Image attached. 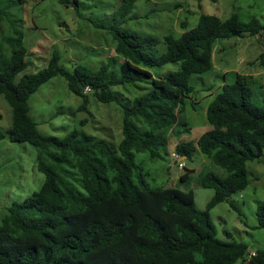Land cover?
Returning <instances> with one entry per match:
<instances>
[{
    "label": "trees",
    "instance_id": "1",
    "mask_svg": "<svg viewBox=\"0 0 264 264\" xmlns=\"http://www.w3.org/2000/svg\"><path fill=\"white\" fill-rule=\"evenodd\" d=\"M69 2L70 0H63ZM19 0H3L4 14ZM135 0H125L121 17L131 15ZM6 11V12H5ZM7 15V14H6ZM9 15V14H8ZM187 28V27H185ZM115 52L123 57L97 70L61 65L54 51L48 65L32 74L28 68L23 29L0 37V96L12 108V125L0 130V141L24 142L38 150L37 169L45 182L23 202L9 207L0 225V264H236L247 261L249 246L223 241L211 211L249 186L247 163L264 155V98L254 97L253 75L237 74L224 84L207 110L211 129L196 142L180 143L176 152L191 158L197 150L223 169L225 177L207 172L201 180L215 194L199 210L193 191L151 188L138 172L136 153L161 157L168 146L166 132L178 123L185 99L194 91L192 75L214 68L218 40L256 37L264 33L257 19L240 20L237 14L222 20L202 15L196 28L179 38L167 35L166 51L153 52L160 42L154 36L112 28ZM264 62V53L259 57ZM113 61V59H112ZM180 63L179 71L155 77L151 70ZM255 65L254 62L250 63ZM61 76L69 90L86 98L89 89L96 101L120 105L122 139L114 146L104 139L73 131L64 138L43 135L30 115L29 100L51 79ZM149 81L152 89L131 103H123L114 87ZM87 99L79 110L87 107ZM86 121H83L85 123ZM184 174L181 181H186ZM257 229H264V203L258 206ZM251 264H264L258 251Z\"/></svg>",
    "mask_w": 264,
    "mask_h": 264
},
{
    "label": "rangeland",
    "instance_id": "2",
    "mask_svg": "<svg viewBox=\"0 0 264 264\" xmlns=\"http://www.w3.org/2000/svg\"><path fill=\"white\" fill-rule=\"evenodd\" d=\"M19 1L11 13L4 14L2 28L0 23V37L14 29H23L25 33L28 68L18 79L23 74L45 68L54 51L60 52L61 65L70 71L75 65L97 70L102 64L113 63V68H118L124 60L115 52L112 32L115 26L133 34L156 37L160 42L153 52L161 55L166 51L164 39L167 35L179 38L185 31L196 28L202 15L225 20L237 14L243 22L257 19L264 23V0H135L127 18L120 16L125 0ZM262 53L264 36L246 35L217 41L214 68L205 74L191 76L194 91L185 99L178 123L166 132L169 143L159 150L161 157L152 158L148 152L136 153L138 172L151 188L193 191L196 207L199 210L207 208L215 189L203 187L202 177L207 172L225 177V171L198 150L191 158L180 159L176 157V148L180 143L196 142L211 129L207 120L208 106L224 84L235 82L237 74L253 75L257 84L254 97L257 101L264 98V62L259 58ZM252 62L255 65H251ZM180 67V63H172L153 68L151 72L160 78L179 71ZM151 89L149 81L113 88L123 103H131ZM85 99L87 107L79 110ZM29 105L30 115L43 135L64 138L77 130L114 146L122 139L120 105L99 103L90 93L86 98L77 96L61 76L42 85L31 96ZM12 115L11 106L0 96L1 131L11 127ZM37 157L38 150L28 143L12 142L7 138L0 141V225L9 207L23 202L44 184L45 175L37 169ZM247 170L248 188L217 205L211 217L220 240L244 242L249 252L264 251V229L256 228L258 206L264 203V155L248 162ZM186 173L189 177L181 181ZM236 264L251 263L240 260Z\"/></svg>",
    "mask_w": 264,
    "mask_h": 264
},
{
    "label": "clouds",
    "instance_id": "3",
    "mask_svg": "<svg viewBox=\"0 0 264 264\" xmlns=\"http://www.w3.org/2000/svg\"><path fill=\"white\" fill-rule=\"evenodd\" d=\"M186 32V31H185ZM261 36H264V33H262L261 35H258V36H256V37H261ZM216 47V46H215ZM214 51H215V49H214ZM213 54H214V52H213ZM214 64V63H213ZM246 75H248V74H246ZM254 79H255V77H254ZM255 83H256V80H255ZM257 85V84H256ZM85 92L86 93H90L89 92V89H86L85 90ZM176 157H179L180 159H184L186 156H183V157H181V156H179L178 154H177V152H176ZM180 166L182 167L183 165L182 164H180ZM252 253H254L255 255H252ZM256 253L257 252H255V251H251V252H249V257H248V260H250L252 257H254V256H256Z\"/></svg>",
    "mask_w": 264,
    "mask_h": 264
},
{
    "label": "built area",
    "instance_id": "4",
    "mask_svg": "<svg viewBox=\"0 0 264 264\" xmlns=\"http://www.w3.org/2000/svg\"><path fill=\"white\" fill-rule=\"evenodd\" d=\"M252 255H255L254 253H252Z\"/></svg>",
    "mask_w": 264,
    "mask_h": 264
}]
</instances>
